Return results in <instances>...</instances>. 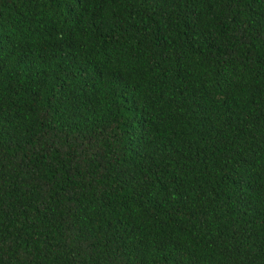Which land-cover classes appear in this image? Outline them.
I'll return each mask as SVG.
<instances>
[{
    "label": "trees",
    "instance_id": "16d2710c",
    "mask_svg": "<svg viewBox=\"0 0 264 264\" xmlns=\"http://www.w3.org/2000/svg\"><path fill=\"white\" fill-rule=\"evenodd\" d=\"M0 264H264V0H0Z\"/></svg>",
    "mask_w": 264,
    "mask_h": 264
}]
</instances>
